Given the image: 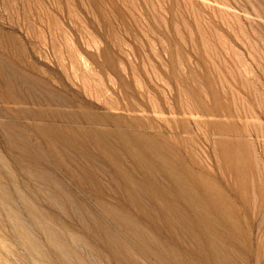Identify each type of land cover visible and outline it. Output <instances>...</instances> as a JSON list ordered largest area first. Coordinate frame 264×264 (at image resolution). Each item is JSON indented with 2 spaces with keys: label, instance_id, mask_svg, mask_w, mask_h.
<instances>
[{
  "label": "rangeland",
  "instance_id": "374dc122",
  "mask_svg": "<svg viewBox=\"0 0 264 264\" xmlns=\"http://www.w3.org/2000/svg\"><path fill=\"white\" fill-rule=\"evenodd\" d=\"M175 178L264 264V0H0V264H209Z\"/></svg>",
  "mask_w": 264,
  "mask_h": 264
},
{
  "label": "bare ground",
  "instance_id": "6f19581e",
  "mask_svg": "<svg viewBox=\"0 0 264 264\" xmlns=\"http://www.w3.org/2000/svg\"><path fill=\"white\" fill-rule=\"evenodd\" d=\"M57 131V130H56ZM60 132V131H59ZM126 132V131H125ZM100 133V132H99ZM114 133V132H113ZM117 133V132H116ZM115 133V134H116ZM122 133V132H121ZM96 134V133H95ZM103 134H105V133H103ZM107 134V133H106ZM124 134H126V133H124ZM128 134V133H127ZM130 134V133H129ZM57 135V134H56ZM99 135V134H98ZM97 135V136H98ZM100 135H101V133H100ZM117 135V134H116ZM118 135H122V134H119L118 133ZM117 135V137H119ZM144 135V134H143ZM94 137H95V139H96V137L97 136H95V135H93ZM107 136H108V134H107ZM112 136V135H111ZM132 136V135H131ZM130 136V137H131ZM100 137H102V135L100 136ZM104 137V136H103ZM103 137H102V139H103ZM127 137H128V135H127ZM135 138H136V141L138 142V143H142V144H144L145 146H146V148H147V150L149 151V152H151L152 153V151H154L153 153H154V156H155V153H156V151L158 150H160V149H158L159 148V146H161V145H159V142H158V137L159 136H157V140L156 139H150L149 138V136H148V138L147 137H136V135L134 136ZM155 138H156V136H154ZM61 138H62V136H61ZM120 138H121V136H120ZM123 138V137H122ZM126 138V137H125ZM129 138V137H128ZM132 138V137H131ZM131 138H129V141H130V139ZM106 139V138H105ZM124 139V138H123ZM133 139V138H132ZM125 140V139H124ZM159 140H161V138L159 139ZM101 141H103V140H101ZM96 142H98L97 140H96ZM109 142V141H108ZM122 142H124L123 140H122ZM128 142V141H127ZM133 142V141H132ZM137 142H135V143H137ZM163 142V141H162ZM106 143V142H105ZM105 143H104V145H105ZM110 143V142H109ZM125 143V142H124ZM161 143V142H160ZM97 144H99V142L97 143ZM101 144V143H100ZM99 144V145H100ZM103 144V143H102ZM101 144V145H102ZM126 144V143H125ZM162 144V143H161ZM166 144V143H165ZM108 145V144H107ZM103 146V145H102ZM138 146V145H137ZM144 146V147H145ZM164 146V145H163ZM132 147V146H131ZM135 147V146H134ZM139 148V147H138ZM109 149V148H108ZM125 149V148H124ZM127 149V148H126ZM131 149V148H130ZM136 149H137V147H136ZM113 150V149H112ZM129 150V149H128ZM127 150V151H128ZM143 150H145V149H143ZM142 150V151H143ZM164 150V149H163ZM166 150H167V147H166ZM171 150V149H170ZM107 151V150H106ZM106 151L104 150V152L106 153ZM116 151V150H115ZM126 151V150H125ZM135 151V150H134ZM141 150L139 151V152H142ZM109 152V151H108ZM138 152V151H137ZM138 152V153H139ZM144 152V151H143ZM171 152V151H170ZM172 152H175V151H172ZM118 153V152H117ZM129 155H131L130 153H132L131 152V150H129ZM128 153H126V154H128ZM145 153V152H144ZM169 153V152H168ZM111 155H113V153H110ZM156 154H158V153H156ZM167 154V153H166ZM170 154V153H169ZM172 154H174V153H172ZM178 154V153H177ZM106 155V154H105ZM128 155V156H129ZM142 155H144V154H142ZM150 155V154H149ZM159 155V154H158ZM157 155V157H159ZM165 155V154H164ZM171 155V154H170ZM175 155V154H174ZM225 155V154H224ZM110 156V155H109ZM108 155H107V157H109ZM116 156V155H115ZM132 156V155H131ZM135 156H137V155H135ZM146 156H147V154H146ZM151 157H154L152 154L150 155ZM168 156V155H167ZM130 157V156H129ZM156 157V156H155ZM163 157V156H162ZM162 157H160V158H162ZM166 156H164V158H165ZM177 157V156H176ZM179 157V156H178ZM113 158H115L114 156H113ZM143 158H144V156H143ZM148 158V157H147ZM150 158V157H149ZM168 157H166V159H167ZM226 158V157H225ZM144 159H146V158H144ZM158 159V158H157ZM182 159V158H181ZM111 160V159H110ZM147 160V159H146ZM145 160V161H146ZM156 160V159H155ZM159 160V159H158ZM176 160V159H175ZM117 161H120V160H117ZM136 161V160H135ZM138 161V160H137ZM172 161H174V160H172ZM177 161V160H176ZM140 162V161H139ZM168 162H169V160H168ZM159 163V162H158ZM162 163H165V162H162ZM181 163V162H180ZM179 163V164H180ZM116 164V163H115ZM114 164V165H115ZM132 164H134V163H132ZM185 164V163H184ZM183 164V165H184ZM182 165V166H183ZM119 166V165H118ZM117 166V167H118ZM122 166V165H121ZM182 166H180V167H182ZM134 167V166H133ZM141 167H143V166H141ZM151 168H152V166H150ZM149 167V168H150ZM162 167V166H161ZM164 167V166H163ZM162 167V168H163ZM175 167V166H174ZM150 168V169H151ZM156 168V167H155ZM161 168V169H162ZM179 167H177V169H178ZM120 169V170H119ZM124 169V168H123ZM164 169V168H163ZM180 169V168H179ZM119 170V171H118ZM118 173L119 172H122L123 170H122V167L121 168H118ZM125 170V169H124ZM133 170H134V168H133ZM132 170V171H133ZM137 170V169H136ZM157 170V169H156ZM168 170V169H167ZM189 170V169H188ZM127 172H128V170H126ZM131 171V172H132ZM151 171V170H150ZM166 171V170H165ZM179 171V170H178ZM177 171V172H178ZM181 171V170H180ZM125 172V171H124ZM131 172H129V173H131ZM136 172V171H135ZM152 172V171H151ZM158 172V171H157ZM162 172V171H161ZM169 172H170V170H169ZM128 173V174H129ZM139 173V172H138ZM144 173V172H143ZM146 173V172H145ZM144 173V174H145ZM176 173V172H175ZM192 173V172H191ZM125 174V173H124ZM127 174V173H126ZM125 174V175H126ZM127 174V175H128ZM140 174V173H139ZM171 174H173V173H171ZM122 175H123V173H122ZM120 176L121 178L123 177V176ZM126 175V176H127ZM131 175H133V174H131ZM176 175V174H175ZM179 175V174H178ZM184 175V174H183ZM192 175H193V173H192ZM196 175H198V174H196ZM125 176V177H126ZM139 176V175H138ZM151 176V175H150ZM153 176V175H152ZM167 176L169 177V175L167 174ZM180 176H182V175H180ZM179 176V177H180ZM185 176V175H184ZM128 177H130V176H128ZM133 177V176H132ZM132 177H130V178H132ZM142 177V176H141ZM145 177H147L146 175H145ZM145 177H143V178H145ZM165 177V176H164ZM174 176H172V178H173ZM176 177H178L177 175H176ZM138 178V177H137ZM156 178V177H155ZM161 178V177H160ZM171 178V177H170ZM200 178V177H199ZM198 178V179H199ZM122 179H124V182H125V178L123 177ZM162 179H164V178H162ZM182 179H183V177H182ZM195 180H197L196 178H194ZM132 180H134V182H135V179H134V177L132 178ZM138 180V179H137ZM145 180V179H144ZM144 180H142V181H144ZM157 180H160V179H158L157 178ZM184 180H186V179H184ZM127 181V180H126ZM162 181V180H161ZM181 180L180 179H174L173 180V184H174V186H173V190H171L170 189V192L172 193H169V196H170V194L171 195H173V198H174V202H172V204L174 203L175 204V199H176V201L178 202V203H180V202H183V204L185 203L186 205H187V210H186V212H184V213H186L187 214V211L189 210V213H190V215H188V216H186L185 218H189L190 216V218L189 219H192V220H194V221H192V222H194L193 223V225L190 227L189 226V222H190V220L188 219V221L189 222H187V226H189V228L192 230V233H197V231H198V233H199V237H200V239H199V241H200V243L197 245V246H199L200 245V250H201V252H205L206 254H205V261H206V263H209V264H215V263H217V262H221L222 260H221V257H220V255L218 254V252L220 251V249H219V251L217 250V248H218V246L216 245V243L218 242H216L215 243V245L216 246H214L213 245V241L212 240H216L218 237H222V235H221V233H220V231H222V230H220L218 227H216V225H214V220L215 219H213V218H221L223 221H221V219L220 220H218V222H222L223 224V226H224V228L226 227V228H231V229H234L235 230V226H234V224H231V221H228V216H230L231 214V212H232V209L231 208H229V206H228V201H226L224 198V196L220 193V192H218L217 191V189H215V188H213L211 185H210V183L209 184H207L206 182L205 183H203V185L201 186V187H199V190L201 191V189L203 188V191L201 192L202 194V197H198V196H196V195H199V194H197V192H194L191 188H182V186H183V183L182 182H180ZM187 181H189V180H187ZM187 181H186V184H187ZM128 182V181H127ZM129 182H131V179H130V181ZM133 182V181H132ZM133 182V183H134ZM157 182V181H156ZM194 182V181H193ZM192 182V183H193ZM200 182V181H199ZM203 182V181H202ZM136 183V182H135ZM155 183V182H154ZM191 183V182H190ZM197 183V182H196ZM195 183V184H196ZM157 184H158V182H157ZM165 184V183H164ZM167 184V186H168V183H166ZM185 184V185H186ZM124 185H127V183L126 184H124ZM130 185H133V184H130ZM137 185V184H136ZM162 185V184H161ZM135 185H133V187H134ZM149 187H150V185H148ZM170 186V185H169ZM132 186H130V188H133ZM141 187V186H140ZM145 187V186H144ZM187 187V186H186ZM190 187V186H189ZM197 187H198V184H197ZM137 188V187H136ZM141 188H143V185H142V187ZM150 188H152V187H150ZM168 188V187H167ZM171 188V187H170ZM197 189V188H196ZM150 190V189H149ZM153 190V189H152ZM155 190H157L158 191V193L159 194H161L162 196H165V192L163 193L162 191H163V189H162V191H161V189H159V187L157 188V187H155ZM165 190V189H164ZM132 191V190H131ZM143 191V190H142ZM166 191V190H165ZM197 191V190H196ZM125 192H127V191H125ZM148 192V191H147ZM146 192V193H147ZM199 192V191H198ZM156 193V192H155ZM128 194V193H127ZM151 194V193H150ZM153 194V193H152ZM157 194V193H156ZM166 194H167V192H166ZM147 195H148V193H147ZM138 196V195H137ZM149 197H151L150 195H148ZM157 196H158V194H157ZM162 196L160 197V198H162ZM200 196V195H199ZM135 197V196H134ZM153 197H155V199L157 198L156 197V195L155 196H153ZM159 198V199H160ZM164 198H166V197H164ZM167 198H169V197H167ZM170 198H172V197H170ZM172 198V199H173ZM151 199H153L152 197H151ZM171 199V200H172ZM132 200V199H131ZM134 200V199H133ZM140 200V199H139ZM165 200V199H164ZM167 200V199H166ZM170 200V199H169ZM151 201V200H150ZM155 201H158V200H155ZM155 201H152L153 203H155ZM160 201V200H159ZM163 201V200H162ZM168 201V200H167ZM134 202V204L133 205H135V201H133ZM142 202V201H141ZM157 204L159 203V202H156ZM169 203H171V202H169ZM136 207L138 206V202H136ZM139 204H140V202H139ZM163 204V203H162ZM164 204H165V206H166V202H164ZM163 204V205H164ZM183 204H180V206L182 205L183 206ZM132 205V204H131ZM143 205V206H142ZM156 205V204H155ZM159 205H160V203H159ZM169 205V204H168ZM141 206L142 207H144L145 205L144 204H142L141 203ZM153 206V205H152ZM173 206H178L177 204L176 205H173ZM179 206V207H180ZM181 206V207H182ZM135 207V208H136ZM140 207V206H139ZM155 207V206H154ZM178 207V208H179ZM134 208V207H133ZM138 208V207H137ZM137 208H136V211H137ZM151 208H153V207H151ZM158 208V206L156 207V209ZM168 209H172L170 206L169 207H167ZM184 208V207H183ZM186 208V207H185ZM145 209V208H144ZM148 209V208H147ZM143 210V209H142ZM142 210H140L139 209V211H142ZM165 211H166V209H164ZM173 211H174V208L172 209ZM185 210V209H184ZM148 211H149V209H148ZM153 211V210H152ZM180 211H181V209H180ZM144 212V211H143ZM154 212V211H153ZM156 212V211H155ZM154 212V213H155ZM157 212H158V210H157ZM162 212H164V211H162ZM168 212V211H167ZM170 212H171V210H170ZM169 212V214H172V213H170ZM142 213V212H141ZM145 213H146V211H145ZM153 213V214H154ZM176 212L174 211V213H173V215L175 214ZM146 214H148V213H146ZM159 214V213H158ZM163 214V213H162ZM161 214V215H162ZM178 214V213H177ZM180 214H181V216L183 215L182 214V211L180 212ZM226 214H228V216L226 215ZM142 215V214H141ZM143 215H145V214H143ZM149 215V214H148ZM151 215V214H150ZM155 215V214H154ZM185 215V214H184ZM184 215H183V217H184ZM146 216V215H145ZM145 216H144V218H145ZM167 215H165V216H163L164 218L166 217ZM175 216V215H174ZM178 216V218H176V219H178L179 220V214L177 215ZM227 217V219H225L226 217ZM148 217H150V216H148ZM147 216H146V218H148ZM152 217V216H151ZM151 217L149 218V219H151ZM157 217V216H156ZM160 217V215H158V218ZM163 217H161V219L163 218ZM232 217V216H231ZM153 218H155V217H153ZM153 218H152V221H153ZM158 218H156V219H158ZM160 219V218H159ZM158 219V220H159ZM175 219V218H174ZM233 219V218H232ZM165 220V219H164ZM184 221H186L185 219H183ZM149 221V220H148ZM161 222L163 221V220H160ZM166 221H167V218H166ZM233 221V220H232ZM150 222H151V220H150ZM149 222V223H150ZM154 222V221H153ZM171 222H172V220H171ZM181 221L179 220V222L178 223H180ZM233 222H235V221H233ZM172 223H174V222H172ZM172 223H169V224H172ZM186 223V222H185ZM152 224H154V223H152ZM156 224V223H155ZM163 224V223H162ZM161 224V226H163ZM183 224H184V222H183ZM182 224V225H183ZM191 224V223H190ZM217 224V223H216ZM166 225V222H165V224H164V226ZM182 225H180V227H182ZM219 225V224H218ZM167 226V225H166ZM165 226V227H166ZM174 226V225H173ZM184 227H185V225H183ZM156 227H158L159 228V226H156ZM170 227H172L171 225H170ZM221 227V226H220ZM167 228V227H166ZM166 228H164V230L166 229ZM187 228V227H186ZM223 228V229H224ZM161 229V228H160ZM180 229V228H179ZM230 229V230H231ZM162 230V229H161ZM174 230H176L177 231V229H175V227H174ZM184 230H188V229H185L184 228ZM196 232H195V231ZM220 230V231H219ZM225 230H227V229H225ZM224 230V231H225ZM166 231V230H165ZM175 231V232H176ZM183 231V230H182ZM155 232H157V231H155ZM189 232V231H188ZM229 232H231V231H229ZM228 232V233H229ZM233 230H232V233H230L231 235H233ZM229 234V235H230ZM188 235H190L191 236V232H190V234L188 233ZM196 235V234H195ZM187 236V235H186ZM226 236V235H225ZM169 237V236H168ZM178 237V236H177ZM228 237V236H227ZM236 237V236H235ZM171 238V237H170ZM169 238V239H170ZM193 238V237H192ZM224 238V237H223ZM178 239V238H177ZM219 239V238H218ZM144 240V239H143ZM171 240L172 241H174L172 238H171ZM179 240V239H178ZM233 240H234V238H233ZM172 241H171V243H172ZM212 241V242H211ZM228 243H231L232 241H230V240H226ZM181 242V241H180ZM227 242H225L226 243V245H228V243ZM236 242V241H235ZM174 243V242H173ZM210 243H212L211 245H210ZM218 243H220V242H218ZM224 243V242H223ZM224 243V244H225ZM169 244V243H168ZM176 244V243H175ZM231 244H233V243H231ZM220 245H222V244H220ZM225 246V245H224ZM229 246V245H228ZM165 247V246H164ZM167 247V246H166ZM169 247V246H168ZM210 247V248H209ZM221 247V246H220ZM219 247V248H220ZM223 247V246H222ZM230 247H231V245H230ZM229 247V248H230ZM171 248V247H170ZM169 248V249H170ZM173 248V247H172ZM171 248V249H172ZM180 248V247H179ZM228 248V247H227ZM227 248H225V249H227ZM233 248V247H232ZM231 248V249H232ZM198 249V248H197ZM224 249V250H225ZM230 249V250H231ZM174 250V249H173ZM171 251V252H174V251ZM181 250V249H180ZM179 250V251H180ZM222 250H223V248H222ZM166 251H168V253H169V250H166ZM189 251H190V249H189ZM232 252H233V249L231 250ZM187 252V250H185V253ZM221 252V251H220ZM223 252V251H222ZM227 252V251H226ZM230 251H228V253H229ZM166 253V252H165ZM174 253H176V252H174ZM171 254V253H170ZM173 254V253H172ZM189 254V253H188ZM202 254V253H201ZM174 255H176L177 256V254H173V256ZM182 255V254H181ZM184 256V255H183ZM187 256H189V255H187ZM196 257V256H195ZM229 257H230V255H229ZM228 257V258H229ZM184 258H186V257H184ZM183 258V259H184ZM190 258V257H189ZM188 257H187V259H189ZM231 258V257H230ZM174 259H177L176 257L174 258ZM178 259H182V258H178ZM182 259V260H183ZM187 259H185V260H187ZM193 259V258H192ZM191 259V260H192ZM223 259V258H222ZM225 259V258H224ZM195 260V259H194ZM200 261H201V259H199ZM232 260V259H231ZM225 261H226V259H225ZM177 262H180V261H178L177 260ZM185 262V261H184ZM196 262V261H195ZM227 262V264L228 263H231V262H229V261H226ZM187 263V262H186ZM185 264V263H184ZM193 264H197V263H194L193 262ZM234 264H236L235 262H234Z\"/></svg>",
  "mask_w": 264,
  "mask_h": 264
}]
</instances>
